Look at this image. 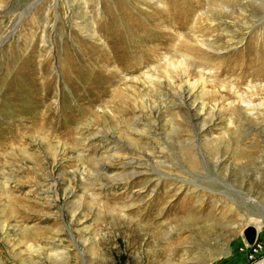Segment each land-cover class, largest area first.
Returning <instances> with one entry per match:
<instances>
[{
    "label": "rangeland",
    "instance_id": "obj_1",
    "mask_svg": "<svg viewBox=\"0 0 264 264\" xmlns=\"http://www.w3.org/2000/svg\"><path fill=\"white\" fill-rule=\"evenodd\" d=\"M171 2L0 0V264L263 260L264 0Z\"/></svg>",
    "mask_w": 264,
    "mask_h": 264
},
{
    "label": "bare ground",
    "instance_id": "obj_2",
    "mask_svg": "<svg viewBox=\"0 0 264 264\" xmlns=\"http://www.w3.org/2000/svg\"><path fill=\"white\" fill-rule=\"evenodd\" d=\"M118 6V5H117ZM171 6V7H170ZM169 7L172 8V11L173 13L170 14L168 17L173 20L175 23H177L178 25H181L182 22L184 21L183 19L185 18V14H187L186 12L188 11L187 9V4L184 2H179L177 3L176 0H172L171 2V5H169L167 7V10L169 11ZM185 13V14H184ZM125 14H127V16L129 15V13L125 12ZM111 20L112 22H115V23H119L118 21H122L123 23V27L125 29H128V28H132L133 27V22H130V19L129 20H125L124 18L121 17L120 14L118 13H115V14H112V17H111ZM115 23H111L110 26L114 25ZM121 26V24H120ZM121 29V28H120ZM124 29V30H125ZM121 32V31H120ZM124 32V31H123ZM158 33V32H157ZM124 34V33H123ZM151 34H156L153 30H151ZM149 36V35H148ZM234 38V37H233ZM145 41V40H143ZM164 45V44H163ZM128 46H133L132 44H129L128 43V40H126V43H125V47L124 48H121L119 49V53L123 54V55H126L128 53H133L134 56L136 57V55L138 56V58L136 59L137 62L140 60L144 62V57L142 55H149L151 54V52L153 51V49L151 48H146V47H143V46H139L137 49H131V48H128ZM183 62H185L186 60L183 59L182 60ZM146 78L149 79V76L146 75ZM202 81V80H201ZM192 93L190 92L188 94V97H191ZM199 116V115H198ZM181 178V177H179ZM183 179V178H182ZM185 181V180H184ZM257 264H264V259L260 262H258Z\"/></svg>",
    "mask_w": 264,
    "mask_h": 264
},
{
    "label": "water",
    "instance_id": "obj_3",
    "mask_svg": "<svg viewBox=\"0 0 264 264\" xmlns=\"http://www.w3.org/2000/svg\"><path fill=\"white\" fill-rule=\"evenodd\" d=\"M257 228L253 224H247L242 231V239L246 247L251 246L257 239Z\"/></svg>",
    "mask_w": 264,
    "mask_h": 264
},
{
    "label": "built area",
    "instance_id": "obj_4",
    "mask_svg": "<svg viewBox=\"0 0 264 264\" xmlns=\"http://www.w3.org/2000/svg\"><path fill=\"white\" fill-rule=\"evenodd\" d=\"M255 260V257L250 256L243 264H252Z\"/></svg>",
    "mask_w": 264,
    "mask_h": 264
},
{
    "label": "crops",
    "instance_id": "obj_5",
    "mask_svg": "<svg viewBox=\"0 0 264 264\" xmlns=\"http://www.w3.org/2000/svg\"><path fill=\"white\" fill-rule=\"evenodd\" d=\"M262 259H264V258H262ZM262 259H260V260H262ZM254 263V262H253Z\"/></svg>",
    "mask_w": 264,
    "mask_h": 264
}]
</instances>
